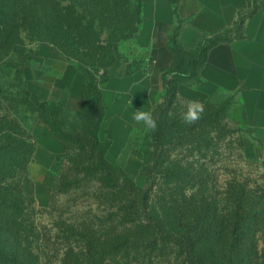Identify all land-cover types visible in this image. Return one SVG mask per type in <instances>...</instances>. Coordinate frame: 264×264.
<instances>
[{
    "label": "trees",
    "instance_id": "obj_1",
    "mask_svg": "<svg viewBox=\"0 0 264 264\" xmlns=\"http://www.w3.org/2000/svg\"><path fill=\"white\" fill-rule=\"evenodd\" d=\"M71 1L62 7L59 0H0V50L12 40L21 41L25 27L56 52L75 59L87 77L85 102L73 125L67 123L71 109L66 102L29 101L30 109L67 145L44 180L53 191L45 211L57 213L49 226L37 224L36 198L21 185L37 144L28 142L18 122L0 119V264H106L119 258L120 264H156L166 255L176 260L169 264H264L263 197L236 178L220 187L215 167L220 112L208 99L193 125L185 124L179 113L178 87L202 82L198 68L228 35L205 37L197 49L186 50L179 40L184 22L178 21L169 38L175 60L152 110L158 129L135 131L131 137L146 178L140 186L107 158L112 142L100 138L105 106L98 72L103 69L107 78L116 60L115 45L140 31L142 0ZM96 21L110 32L107 47L97 45ZM150 62L145 53L131 62L132 71L148 72ZM142 136L149 159L138 148ZM78 190L103 207L105 220L66 216L69 208H61L59 198Z\"/></svg>",
    "mask_w": 264,
    "mask_h": 264
},
{
    "label": "crops",
    "instance_id": "obj_2",
    "mask_svg": "<svg viewBox=\"0 0 264 264\" xmlns=\"http://www.w3.org/2000/svg\"><path fill=\"white\" fill-rule=\"evenodd\" d=\"M142 5L143 21L135 39L141 52L151 58L150 70L132 71V63L119 57L100 84L105 106L100 138L112 142L108 160L124 168L138 185H145L143 162L131 142L135 131L145 129L135 122L133 114L136 110L152 112L163 90V76L175 60L169 38L182 20L179 40L186 50L197 49L204 37L215 34L228 35V40L209 50L202 82L196 87L181 84L178 96L201 102L218 90L237 93L234 124L252 131L257 144L250 140L246 145L264 166V0H142ZM39 62L40 69H27L34 102L63 101L73 112L80 110L85 102L86 75L48 43L41 47ZM46 64L49 67L44 68ZM133 102L139 106L134 108ZM141 102H147L146 106L142 107ZM35 133L38 147L29 164L24 191L35 196L40 205L39 194L44 191L49 205L53 191L44 183L46 172L57 155L67 151V145L42 121ZM43 136L49 137L46 146L42 144ZM42 155L49 156L50 162L44 170L41 168V177L35 179L33 169Z\"/></svg>",
    "mask_w": 264,
    "mask_h": 264
},
{
    "label": "rangeland",
    "instance_id": "obj_3",
    "mask_svg": "<svg viewBox=\"0 0 264 264\" xmlns=\"http://www.w3.org/2000/svg\"><path fill=\"white\" fill-rule=\"evenodd\" d=\"M59 1L62 7L72 5L71 0ZM133 2H135V0H133ZM74 5L80 13H83V8L80 7V3L77 4L76 2ZM128 13L133 14V9L129 8ZM94 27L100 34L98 36L97 45L99 47H107L110 32L107 28H103L99 21L94 22ZM138 33L139 32L130 38L128 37L119 41L115 45L114 51L116 59L120 57L124 61L127 60L132 62L141 55L145 56V52H141L135 39V36ZM20 40L21 41L12 40L9 43L11 44L10 47L0 50V119L3 123L18 122L23 129L24 136L27 138L28 142L37 144L38 147L35 132L36 126L41 120L38 118L37 112H33L29 107V101L34 100L32 96L30 97L29 95L30 88L27 77V69L41 68L42 65L39 62V53L41 52L42 45L48 42H41L25 27L21 28ZM58 54L77 66L78 62L75 59L68 58L61 53ZM145 63H148V61H145ZM47 67H49V64L44 65V68ZM203 68L204 66L198 68L197 79L203 80ZM94 69L96 70V67ZM103 73V69L98 72L99 83L105 79V76H102ZM194 81L195 80L192 82ZM208 99H210L213 103L214 110L220 112V124L218 125L216 133L219 157L218 163L215 166L219 174L218 180L220 187H225L226 183L233 178H236L239 180V183H246L249 189L256 190L264 199V166L260 160L250 152L246 145L250 140L255 141V137L250 129L240 128L236 126L233 121V107L238 102V94L225 90H218ZM206 100L201 102L204 104ZM188 101L190 100H185L179 97V103L181 106L179 113L186 110V104ZM146 104L147 102H141L142 107H145ZM137 106L139 105L133 102V107L136 108ZM67 116L68 125L70 126L75 124L77 119L76 113L71 110L68 112ZM47 139L46 136H43L42 144H45V146L49 142V137ZM144 140L145 139L142 136L138 142V148L144 158L149 159L150 152H147L149 149L146 147V144H144ZM254 143L257 144L256 141ZM50 144L51 146L53 145L52 143ZM49 160V156H41L40 163L37 165L38 167H34L33 169L35 179H39L41 177V168L44 170L50 162ZM47 173L48 171L46 172V175ZM28 174L29 165H26L21 175V185L23 189L24 182ZM89 192L92 193L93 190L92 192ZM38 201L42 205L36 201V207L40 212L35 215V220L37 224L42 227L49 226L53 216L57 215V213H53L54 215H52L51 212L45 211V208L49 205H47V198L44 191L40 192ZM59 206L61 208H69L66 214L68 217L78 216L81 219L84 217L92 218L93 216H97L100 219H106V217H104L103 207H99L95 203L94 199L91 198V196L89 197L84 194L82 190L73 192L70 195L60 196ZM260 248H264L263 240L260 242ZM168 253H170V251H168ZM119 259L108 260L106 264H120ZM175 261L176 260L173 255H166L162 258H158L156 264H169V262L174 263Z\"/></svg>",
    "mask_w": 264,
    "mask_h": 264
},
{
    "label": "clouds",
    "instance_id": "obj_4",
    "mask_svg": "<svg viewBox=\"0 0 264 264\" xmlns=\"http://www.w3.org/2000/svg\"><path fill=\"white\" fill-rule=\"evenodd\" d=\"M153 63H155V61H153ZM147 75L150 76L151 73H148ZM172 75L183 74L173 73ZM203 113L204 104L198 100H191L187 102L186 110L181 113V119L185 124L193 125L202 118ZM133 119L137 124H142L146 131L155 132L158 129L157 119L154 118L151 111L136 110L133 114Z\"/></svg>",
    "mask_w": 264,
    "mask_h": 264
}]
</instances>
